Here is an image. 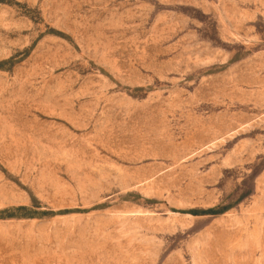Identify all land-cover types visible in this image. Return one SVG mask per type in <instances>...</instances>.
Segmentation results:
<instances>
[{
  "label": "rangeland",
  "instance_id": "374dc122",
  "mask_svg": "<svg viewBox=\"0 0 264 264\" xmlns=\"http://www.w3.org/2000/svg\"><path fill=\"white\" fill-rule=\"evenodd\" d=\"M0 264H264V0H0Z\"/></svg>",
  "mask_w": 264,
  "mask_h": 264
}]
</instances>
